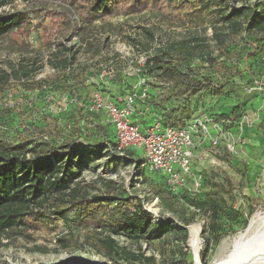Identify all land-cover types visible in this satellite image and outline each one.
Returning a JSON list of instances; mask_svg holds the SVG:
<instances>
[{"label": "rangeland", "instance_id": "obj_1", "mask_svg": "<svg viewBox=\"0 0 264 264\" xmlns=\"http://www.w3.org/2000/svg\"><path fill=\"white\" fill-rule=\"evenodd\" d=\"M255 1L226 2L240 7ZM210 2L214 10H224L223 15L230 12L224 3ZM16 13L24 17L22 26L0 37V141L8 145L31 142L26 149L40 142L54 147L64 142H91L98 132L95 128L101 125L96 117L83 115L82 105L94 90L101 86L119 98L133 92L139 96L135 122L142 131L165 108H178L180 117L189 114L190 118L182 123L204 118L213 121L210 133L216 144L205 143L192 158V172L205 178V185L191 191L189 180L188 190H184L199 200H215L218 206L217 233L221 239L212 247L206 264L225 251L223 244L244 230L254 214L264 213V173L256 168L257 163L264 162V53L248 63L255 73V80L251 81L247 66L239 57L242 41L227 37L218 48L212 39L214 29L221 26H212L219 16L215 14L213 20L209 16V24L197 27L146 9L86 23L75 8L62 0H10L0 8V14ZM192 38L204 39V48L197 49L192 58L183 52L175 55L179 68L182 72L192 70L194 84L202 81L218 86L221 96H214L205 88L192 94L183 86L177 89L180 99H174L171 84L160 81L145 67L158 50L170 46L177 50L179 44ZM196 44L200 46L201 42ZM211 57L217 59L216 64H211ZM66 76L75 82L72 94L63 82ZM143 94L150 96L147 102L141 101ZM233 109L237 110L238 120L220 118ZM105 132L111 136L110 130ZM132 151L135 161L142 159V149L135 147ZM112 157L103 152L97 155L94 151H79L77 158H84L86 165L78 182L87 187L89 194H100L105 184L116 192L125 190L142 201L152 222L162 224L157 239L142 243L140 249L124 238L114 239L125 252L153 256L156 264H183L184 254H190L194 262L189 230L186 243L182 233L172 230L187 223L198 225V256L202 254V236L208 235L205 230L209 223L204 208L195 212L184 201L172 200L148 175L152 173L137 174L127 155L120 157L125 158V163L113 161ZM44 208L47 210L48 205ZM251 210L254 212L246 221ZM76 218V212H71L68 222L58 219L48 224V230L35 233L23 226L0 232V264H79L83 260L110 264L93 251L84 233L69 223ZM68 232L77 237L76 244L61 249L56 240Z\"/></svg>", "mask_w": 264, "mask_h": 264}, {"label": "trees", "instance_id": "obj_2", "mask_svg": "<svg viewBox=\"0 0 264 264\" xmlns=\"http://www.w3.org/2000/svg\"><path fill=\"white\" fill-rule=\"evenodd\" d=\"M9 1L0 0V8ZM217 1L219 4L224 3L230 12L223 15L224 10H214L210 0H62L63 3L75 8L81 20L86 23L109 18L116 14L131 15L152 9L163 12L176 22H189L197 27H203L210 23L209 16H212L211 20H213L216 14L219 18L213 20L212 26L213 28L215 25L221 26L218 29L215 28L212 33L215 45L220 48L225 44V38L238 37L244 44L238 51L239 57L244 60L247 66L245 70L251 76V81H254L255 73L248 63H251L256 55L264 53V1H255L240 7L232 6L231 2H226L227 0ZM48 18L51 17L48 16ZM23 22L22 14H0V37L20 28ZM223 30H227V33L225 34ZM204 41V39L198 38L189 39L179 44L180 47L177 50L174 46L158 50L146 61L145 67L150 74H154L164 83L171 84L174 99H180L177 89L183 86L187 87L186 90L192 91V94L205 88L210 89L214 96L222 95L218 86L213 84L202 81H197L194 84L192 70L182 72L176 61L177 58L174 57L182 52L189 58L196 56L197 49L204 48ZM197 42H201V45H197ZM216 60L215 57H211V64H216ZM63 82L66 84V88L72 89L71 94L74 93L75 82L68 76L63 79ZM94 91L113 102H118V99L125 96L122 98L111 96L101 86ZM135 96L139 98L136 94ZM136 98L134 114L131 118L134 123H136ZM70 99L72 98L70 97ZM149 99L150 96L147 94L141 98V101L147 102ZM87 103L88 101L83 105ZM182 103H185V99L182 100ZM83 105V115L96 117L97 124L101 125L95 128L98 129V132L91 142H82L76 145L64 142V145L60 147L51 146L48 142H40L26 149L31 142L8 145L0 141V232L12 231L17 226H23L26 230L34 233L48 230L50 222L58 219L68 222V214L76 212L77 218L69 223L75 229L82 231L93 251L107 259L110 264H156L153 256H144L140 252H125L114 239V237L124 238L140 249L142 243L149 244L160 235L162 224L152 222V215L144 209L142 201L131 196L125 190L116 192L115 188L109 184L104 185L105 190L100 194H89L86 190L87 187L78 182L86 165L82 162L84 158H77V153L81 150L94 151L97 155L98 153L100 155V152L110 154L113 156L112 160L119 163L121 160L122 163H125V158L120 157L127 155L136 167V173L146 174L140 165L137 166L142 164V159L135 161L132 150L127 151L123 156L115 153L113 128L104 122L102 116L84 112ZM179 111L178 108L172 110L165 108L160 116L157 115L153 118V121L160 120L163 128L184 127L187 123L181 121L188 120L190 115L180 117ZM229 117L233 121L238 120L237 110L233 109L230 114L222 115L220 118L228 120ZM98 120H100L99 123ZM102 125L105 126L102 127ZM105 130H110L111 136ZM63 147H66L65 150ZM148 175L172 200L184 201L195 212L204 208L203 212L209 216V223L205 230L208 235L202 236L204 247L199 258L202 264H206L209 252L221 239V235L217 233L216 219L219 213L217 203L215 200L209 202L199 200L197 195L186 194L184 190L173 193L166 186L162 176ZM201 180V187H204L206 179L202 177ZM44 205H48L47 210ZM253 212L254 210H251L247 214L246 221ZM188 225L189 223L184 227L172 230L182 233L184 243L188 240V230L186 229ZM76 239L77 237L72 232H68L58 237L56 242L61 249H67L76 244ZM182 262L183 264H193L191 255L184 254Z\"/></svg>", "mask_w": 264, "mask_h": 264}, {"label": "built area", "instance_id": "obj_3", "mask_svg": "<svg viewBox=\"0 0 264 264\" xmlns=\"http://www.w3.org/2000/svg\"><path fill=\"white\" fill-rule=\"evenodd\" d=\"M264 1V0H256ZM143 94L141 98H144ZM135 94L129 93L118 102L107 100L94 91L83 105V111L90 115L103 117L106 124L113 128L115 136V153L123 156L132 148L142 149V164L145 172L158 174L165 180L166 186L173 193L201 188L202 176L192 172V158L196 150L205 143L216 144L210 133L213 121L210 118L192 120L181 128L161 126L160 120L141 130L132 121L134 114ZM71 103L73 100L67 97ZM216 136L218 130L213 131Z\"/></svg>", "mask_w": 264, "mask_h": 264}, {"label": "bare ground", "instance_id": "obj_4", "mask_svg": "<svg viewBox=\"0 0 264 264\" xmlns=\"http://www.w3.org/2000/svg\"><path fill=\"white\" fill-rule=\"evenodd\" d=\"M188 230L189 246L195 254L193 264H202L198 256L200 228L193 224L188 226ZM223 245L226 246L225 251L208 264H264V213L254 214L244 230ZM88 263L99 264L93 261Z\"/></svg>", "mask_w": 264, "mask_h": 264}, {"label": "crops", "instance_id": "obj_5", "mask_svg": "<svg viewBox=\"0 0 264 264\" xmlns=\"http://www.w3.org/2000/svg\"><path fill=\"white\" fill-rule=\"evenodd\" d=\"M256 168H257V170H258L259 173H264V162L257 163L256 164ZM262 169H263V172H262Z\"/></svg>", "mask_w": 264, "mask_h": 264}, {"label": "water", "instance_id": "obj_6", "mask_svg": "<svg viewBox=\"0 0 264 264\" xmlns=\"http://www.w3.org/2000/svg\"><path fill=\"white\" fill-rule=\"evenodd\" d=\"M186 229L188 230V227H186ZM77 262H78V261H77ZM78 263H79V264H91V263H88L86 260L79 261Z\"/></svg>", "mask_w": 264, "mask_h": 264}]
</instances>
